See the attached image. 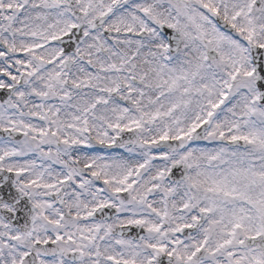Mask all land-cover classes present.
<instances>
[{
	"label": "snow or ice",
	"instance_id": "6c2138e0",
	"mask_svg": "<svg viewBox=\"0 0 264 264\" xmlns=\"http://www.w3.org/2000/svg\"><path fill=\"white\" fill-rule=\"evenodd\" d=\"M0 264H264V0H0Z\"/></svg>",
	"mask_w": 264,
	"mask_h": 264
}]
</instances>
